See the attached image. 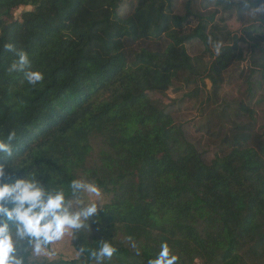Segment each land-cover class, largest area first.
<instances>
[{"label":"trees","instance_id":"obj_1","mask_svg":"<svg viewBox=\"0 0 264 264\" xmlns=\"http://www.w3.org/2000/svg\"><path fill=\"white\" fill-rule=\"evenodd\" d=\"M222 5L237 27L216 23ZM241 5L0 0V139L16 134L13 155L0 156L3 182L37 169L46 188L94 182L109 199L81 235L90 247L109 239L113 264H147L163 241L178 264H264V126L253 107L264 17L247 18ZM195 43L202 49L188 52ZM21 50L43 74L35 86L9 72ZM234 81L238 98L226 100L223 86ZM190 86L182 98L206 119L196 131L176 118L179 102L148 96ZM82 243L71 236L75 251Z\"/></svg>","mask_w":264,"mask_h":264},{"label":"clouds","instance_id":"obj_2","mask_svg":"<svg viewBox=\"0 0 264 264\" xmlns=\"http://www.w3.org/2000/svg\"><path fill=\"white\" fill-rule=\"evenodd\" d=\"M241 7L250 17H264V0H242ZM208 43L220 53V43L211 37ZM5 47L11 49L12 45ZM9 72H22L27 83L33 86L43 80L42 72L31 68L29 54L23 50L17 53ZM15 135L13 131L6 139H0V156L13 155ZM8 168L23 167L9 164ZM5 175V165L0 163V264H37L41 254L65 235L83 238V243L76 247L79 264H113L116 248L109 239L98 240V246L90 247L81 235L85 229H90L91 233L90 221L94 216L100 220L98 202L103 208L100 200L85 202L82 198L84 193L100 196V189L94 182L78 178L73 179L67 189L63 186L46 188L41 178H37L39 169L31 174L27 172L14 182H3ZM69 195L72 199H68ZM178 261L179 256L171 251L167 241H163L156 256L148 259L147 264H178Z\"/></svg>","mask_w":264,"mask_h":264},{"label":"rangeland","instance_id":"obj_3","mask_svg":"<svg viewBox=\"0 0 264 264\" xmlns=\"http://www.w3.org/2000/svg\"><path fill=\"white\" fill-rule=\"evenodd\" d=\"M30 6L27 7H21L16 12L15 15H18L19 12L23 9H30ZM250 16L247 15V18ZM216 23L224 26H228L230 28L237 27V23L235 22L233 18V13L231 9L225 8L224 5L221 6L220 12L218 13V16L216 17ZM202 47H199L196 43L194 45H189L187 47L188 52L195 53L201 50ZM235 81L233 84H226L223 86V94L226 97V100H234L238 98V88ZM256 95L260 99V101L257 103V105H253V107L256 109L257 117H259V124L264 126V84H262ZM190 87L183 88L182 90L175 91L172 89H168V91H160V92H150L148 93V96L153 100L154 103L157 105H163L170 100H174L176 102H179L178 105V111L176 112V118L179 120L184 121H193L194 126L193 130L196 131L198 127H201L206 122V119L204 118L205 115H202L198 109V104L195 100H188L187 98H182L184 94L190 91ZM257 100V99H255ZM100 189V188H99ZM83 199L85 202H88L90 199L92 200H100L103 204L108 201L109 197L108 195L100 189V196H90L87 193H84ZM98 208L99 202H98ZM41 256L48 257L50 259H56V258H62V259H73L77 258L76 251L72 247L71 244V235H65V237L55 242L53 245H50V247L46 250L45 253L41 254ZM194 264H200L198 260L194 262Z\"/></svg>","mask_w":264,"mask_h":264}]
</instances>
